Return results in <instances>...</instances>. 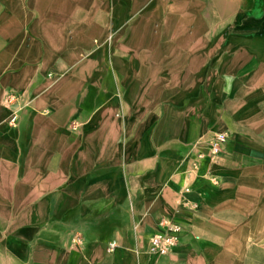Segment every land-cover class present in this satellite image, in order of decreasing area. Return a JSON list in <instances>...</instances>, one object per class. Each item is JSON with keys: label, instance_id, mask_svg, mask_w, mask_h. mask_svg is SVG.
<instances>
[{"label": "crops", "instance_id": "0c3cea01", "mask_svg": "<svg viewBox=\"0 0 264 264\" xmlns=\"http://www.w3.org/2000/svg\"><path fill=\"white\" fill-rule=\"evenodd\" d=\"M220 1L247 11L249 25L264 18V0ZM238 36L261 38L256 28ZM164 37L138 35L152 46L136 51L127 35L119 48L95 39L51 65L41 40L35 53L16 45L0 75V264H264V70L250 50L242 64L240 46L218 49L195 91H179L190 63L178 68L171 44L161 49L177 36ZM218 132L227 141L210 164ZM161 223L182 233L154 256Z\"/></svg>", "mask_w": 264, "mask_h": 264}, {"label": "rangeland", "instance_id": "374dc122", "mask_svg": "<svg viewBox=\"0 0 264 264\" xmlns=\"http://www.w3.org/2000/svg\"><path fill=\"white\" fill-rule=\"evenodd\" d=\"M243 13L247 11L232 10L220 0H0V75L12 69V51L20 44L28 45L29 51L35 53L40 49L38 43L41 40L51 65L54 57L72 60L79 50L95 39L102 47L119 48L126 43L122 39L127 35V44L136 51L142 46H152L148 41L139 42L138 35L160 33L163 39L174 33L177 41L161 42V49L166 51L171 44L178 68L184 67L185 62L190 63L191 72L176 74V84L179 91L193 87L194 92L202 76L199 70L205 61L211 63L221 59L204 58V55H212L218 49L237 50L240 46L247 54L235 58L234 62L242 64L249 62L247 51L250 50L257 55L258 71L264 70V18H255V23L249 25ZM254 28L261 35L258 40L234 41L242 37L238 35L248 34ZM186 35H192L195 40L184 41ZM204 35L209 41H196ZM218 38L222 40H216ZM186 53L192 56L186 58ZM224 60H231L233 64V59ZM164 65L161 64L162 70ZM250 76L255 77V74ZM256 77L260 78L257 83L259 93L264 96V74L260 72ZM48 79L54 82L59 78L51 75ZM9 98V95L5 98L6 105L12 103ZM245 189L249 190V187ZM257 190L264 193L262 186ZM242 195L248 196L249 192L242 190Z\"/></svg>", "mask_w": 264, "mask_h": 264}, {"label": "built area", "instance_id": "2783aa9c", "mask_svg": "<svg viewBox=\"0 0 264 264\" xmlns=\"http://www.w3.org/2000/svg\"><path fill=\"white\" fill-rule=\"evenodd\" d=\"M12 101V97L9 98V102ZM16 115L11 116L8 124L11 127L16 125ZM72 131H75L76 126L72 124L70 126ZM227 141V135L224 133H215L208 141V148L205 157L208 159L210 164H214L221 153L223 144ZM164 231L159 234L152 235L149 239V253L154 256H166L168 255L177 245L180 234L182 233V227L174 223H161ZM74 244L80 246L82 241L76 239ZM116 248L115 243H110L106 251L112 253Z\"/></svg>", "mask_w": 264, "mask_h": 264}]
</instances>
